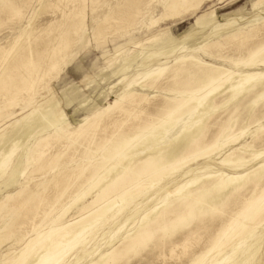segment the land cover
Returning a JSON list of instances; mask_svg holds the SVG:
<instances>
[{
  "label": "bare ground",
  "instance_id": "obj_1",
  "mask_svg": "<svg viewBox=\"0 0 264 264\" xmlns=\"http://www.w3.org/2000/svg\"><path fill=\"white\" fill-rule=\"evenodd\" d=\"M215 1L104 0L93 36L112 35L113 26L148 30ZM76 2L0 0V113L14 123L28 110L15 108L51 87L81 43L89 11ZM204 17L170 44L125 56L111 85L122 83L116 99L75 125L61 118L45 133L3 129L0 181L30 140L24 174L32 183L0 196V247L12 238L24 244L0 264L245 258L264 227V0L252 13L215 8Z\"/></svg>",
  "mask_w": 264,
  "mask_h": 264
},
{
  "label": "rangeland",
  "instance_id": "obj_2",
  "mask_svg": "<svg viewBox=\"0 0 264 264\" xmlns=\"http://www.w3.org/2000/svg\"><path fill=\"white\" fill-rule=\"evenodd\" d=\"M84 1H87L89 25L81 32V43L75 50L74 56L64 67L59 78L53 79L51 87L41 90L32 100H27L15 108L14 112H17L20 108L28 109L26 113L18 116L17 119L19 121L17 123H14L16 119L9 120L10 115L8 113H0V133L4 128L5 131H10L18 126L25 125L33 131V134L45 133L52 128L50 126L52 122L60 126L64 120L75 125L73 123L75 120L81 121L85 116L90 115L99 107L112 103L116 99L122 83L114 89H111V85L119 82L122 78V73L119 69L125 56L134 54L136 50H140L142 47L150 50L153 47L170 44L174 39L176 40L183 34L194 30L200 17L204 18L206 22L207 18L204 17V14L209 13L212 9L218 8L220 15L236 11L246 14L252 13V3L254 0H235L228 4H222L216 0L207 4L201 12L175 21L159 22L155 25L156 27H151L148 30L142 26L141 28L131 26L123 27L122 29L119 26H113L110 30L115 28L114 33L112 35L107 34L106 37L101 39H95L93 36V30L96 26L93 17L95 14H102L106 10L107 6L105 4L107 2L102 5L104 0H95L98 5L100 4V7L97 10L95 8L96 11L92 12L91 8L96 6V4H92V0H82V2ZM79 2L81 0H77L76 3L79 4ZM109 2L113 3L115 0H109ZM155 2L154 5H156ZM155 7L153 15L159 16L162 12V7L158 5ZM55 8L57 9V7ZM50 15H44L40 19L46 21V19L50 18ZM148 22L149 20L147 19ZM116 28H119L117 33H115ZM207 58L210 61L212 59L211 57ZM141 61L142 59L139 58L137 63L133 64L134 67L136 68ZM212 61L221 62L215 59H212ZM50 104L55 106L49 107ZM59 113H64V117H55ZM29 114L31 115L24 118ZM61 118H64V120H61ZM30 142V140L24 141L18 146L14 154L12 166L7 169L0 181V196L18 188L22 184L28 185L32 183V179L26 177L24 174L25 153L27 152V144ZM34 179L38 178L35 177ZM76 210L73 207L67 216L71 217L77 212ZM23 222L27 223L28 219L25 218ZM259 231L257 237L250 240L251 249L245 254V258L249 259L246 264H264V227H261ZM23 245L21 243L15 244V238H12L0 247V256L2 253H6L10 247L15 246L17 250H20ZM245 258L240 256L236 264H243ZM82 261L83 259L79 263ZM156 261H158V264H176L174 259L164 261L159 254L154 253H147L140 260H134L130 264H157Z\"/></svg>",
  "mask_w": 264,
  "mask_h": 264
}]
</instances>
